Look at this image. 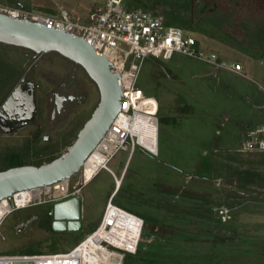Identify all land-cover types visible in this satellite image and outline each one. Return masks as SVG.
Returning <instances> with one entry per match:
<instances>
[{
  "label": "rangeland",
  "instance_id": "obj_1",
  "mask_svg": "<svg viewBox=\"0 0 264 264\" xmlns=\"http://www.w3.org/2000/svg\"><path fill=\"white\" fill-rule=\"evenodd\" d=\"M237 1L238 5L230 4L227 7L228 9H237L236 14H232L230 17L232 18L231 23L226 21L229 19L228 17L223 18L221 15L199 14L197 5L195 6V14L191 18L186 6L183 8L184 10L177 11L175 10L177 8H174L171 3L165 5L162 10L144 7L145 5H141L135 0H126L125 3L131 9L144 10L146 8L155 14L160 13L159 15H163L167 22L183 27L184 34L191 35L205 54H215L217 58L227 64L238 63L236 61H239L241 64L246 65L253 63V61L240 55L238 50L214 37V34L219 37V35L229 32L238 34L237 31L240 26L237 25L241 23L245 29H259L254 36L264 39V0H254V3L249 2V0ZM103 2L104 0H0V5L10 9H24L45 15H59L61 11H66L71 18L84 22L92 8L103 4ZM151 2L159 4L163 0H152ZM216 2L220 9H226L224 1L216 0ZM166 7L169 8V11H167ZM192 19L193 22L191 23ZM244 25H247V27ZM244 34H247V32ZM221 38L225 39L226 37L223 36ZM239 39L241 40L240 35ZM255 41V39L251 41L249 38L243 43L254 47ZM229 44L235 45V43ZM31 56L32 53L27 50L0 47V57L6 58L9 64L16 65L18 71H21L28 64ZM201 63L178 53H175L171 60L146 58L141 65L136 80V87L146 97L141 100L143 104L145 103L143 109L146 111L148 104H152L153 107L156 106L154 99L149 97V95L154 94L153 90L157 88V94H163V90L158 92V89L164 88V85L172 86V83L166 79L169 72H174L176 68H181L182 72L192 68L196 70L202 66ZM31 65L32 73L28 72L26 76H33L34 79L41 81L44 87L47 85L46 79L48 77L63 78L68 72L74 71L76 77L84 83L88 92L86 102L80 106V109H84L85 113L73 126L65 129L66 131L63 132L64 134L61 138L56 135V130H45L41 133L38 132L40 134L36 135L35 139L31 141L30 134L34 131L33 126L18 129L13 131L12 134L1 133L0 131V171L4 168L5 156L8 154H19L21 160L33 165H41L48 163L50 158H56L64 153L88 119L89 111L99 100L97 88L85 72L63 57L54 53L44 54L36 58ZM252 66L259 72L264 70V62L262 65L254 62ZM226 80H229V82L233 81L232 78H226ZM155 81H157L156 84ZM159 83L162 85L161 88L156 86ZM233 83L236 84L237 82L233 81ZM236 85L238 86V84ZM182 90L187 91V93H194L193 98L191 95L188 96L195 109V117L198 120L201 119V122L211 121L207 119V114H210L209 110L213 107L211 100L214 95L204 86L202 81L191 78V80L187 81V86L182 87ZM139 95L140 93L136 96L137 99ZM162 116H164L163 112H159L156 115L159 146L160 148H167L170 153L155 156L146 153L140 148H135L132 158L130 157L126 165L125 170L127 169V172L125 175L123 166L127 161V150H119L107 164L117 179L121 181L120 187L122 190L117 195V199L139 212L145 219H150L143 225L142 232L144 233L142 236H144V240L142 242L145 245L147 244L146 247L155 254H153L154 256L144 257L156 260L155 264H264V256L258 253L259 249L264 247V226H262V231H259L260 226L264 225L262 223L264 219V210L262 209L264 200L260 196L254 195L253 198L251 197V203L243 207L244 209L241 208L237 211L238 217L233 218L234 224L231 222L232 226L237 225L236 223H242V226L240 225L242 228L240 226V229L238 228L241 236L248 237V235L253 234L262 238V240L256 242L229 240V238L233 237L234 231H230L233 229L225 228L229 232L226 236L225 225L213 223L206 227V224L203 223L206 219L195 220L193 216L184 214L185 210L193 209V201L189 200L187 195L194 194L192 192L193 189L204 190V188L202 189L199 186L200 182H196L195 179L188 181V176L185 175L190 173L191 170L210 175L211 168L209 167L211 165H209L210 161L206 159L203 161L193 159L197 156L202 146L200 143H193L192 141L193 122H186L185 124L189 129L185 133L189 132L190 134L183 138L184 140L174 142V139L166 134L164 124L160 122ZM65 124L67 123H64L59 128L63 129L66 126ZM198 132L196 131V133ZM43 135H46L49 140H44ZM197 139L201 140L203 138L197 134L196 141ZM165 155L166 158H163ZM243 155V157L237 156L238 162L240 164L245 163L246 167H250L251 162H256L259 178L263 181L264 165L257 158L251 160L249 156L244 153ZM238 167L241 169L240 172H244L246 169L245 166L241 167L240 165ZM219 168L221 166L217 163L215 169ZM81 177L82 173L80 171L69 179V187L77 186L81 181ZM244 178H250L249 174L246 173ZM114 190V178L106 171H101L92 181L85 183L80 188L78 195L81 199L82 230L79 232H55L51 234L34 225L31 230L17 233L13 229L17 220H19L14 219L17 212L8 215L0 225V255H44L54 251L64 252L71 249L78 234L83 236L85 232L98 225L105 203ZM50 191L53 190L51 189ZM222 193L220 194V201L222 200L221 197H225L226 191L223 190ZM219 200L217 199L216 202H219ZM21 212L24 211L18 213ZM42 212L40 211L38 214L42 215ZM250 212L256 214L254 219H242L249 216L248 213ZM185 232L187 233L186 235H184ZM2 238L5 239L2 240ZM217 239L220 240L219 243ZM142 254H138L132 264H149V260H141L139 258ZM203 255H211L214 259H205L202 257Z\"/></svg>",
  "mask_w": 264,
  "mask_h": 264
},
{
  "label": "built area",
  "instance_id": "obj_2",
  "mask_svg": "<svg viewBox=\"0 0 264 264\" xmlns=\"http://www.w3.org/2000/svg\"><path fill=\"white\" fill-rule=\"evenodd\" d=\"M125 1L104 0L103 4L92 8L84 22L71 18L66 11H61L59 15H45L0 5V12L12 17L38 21L48 29L64 30L82 37L109 61L112 71L119 74L123 92L121 109L105 138L95 149L101 148L100 152L106 158L98 167L97 174L101 171L111 174L117 188L121 181L117 180L107 164L119 150H127L129 156L135 148H140L150 155L156 156L158 153L157 104L154 100L156 106L148 104L145 111L143 109L145 103L143 104L141 100L146 97L136 87L141 65L146 58L171 60L174 54L178 53L209 64L215 69L245 75L239 63L227 64L215 54H205L191 35H185L184 29L179 26L166 23L163 15L147 9L128 8ZM135 91L140 93L138 99L133 96ZM134 122L144 125L140 131L143 142H140L138 135L131 131ZM241 151L264 153V122L246 132ZM68 181L17 192L6 198L7 210L0 219V225L8 215L24 209L31 203L44 199L55 201L59 198H68L73 193L78 195L81 185L86 183L85 178L81 177L80 183L70 188ZM51 189L53 191H50ZM112 198L113 194L106 201L95 230L86 235L75 247L64 252L44 255H0V264H94L88 259L89 254H92L89 249L94 245L99 246L95 250L101 254L97 264H122L125 255L137 252L144 221L141 217L116 206ZM217 214L221 223L231 220V210L226 207L219 208ZM110 215L114 218L107 219ZM118 215L133 219H117Z\"/></svg>",
  "mask_w": 264,
  "mask_h": 264
},
{
  "label": "crops",
  "instance_id": "obj_3",
  "mask_svg": "<svg viewBox=\"0 0 264 264\" xmlns=\"http://www.w3.org/2000/svg\"><path fill=\"white\" fill-rule=\"evenodd\" d=\"M237 26H240V29L237 31L238 36H233V34L229 32L230 35L229 33H225L226 35L221 34L219 37H217L216 34H214V37L222 40L228 46L235 48L239 51L238 53L240 55L245 56L247 59L253 61V63L258 62L262 65L264 62V39H259L260 37L256 38L254 36L255 32H258L259 29H245L242 27L241 23ZM244 26L247 27V25ZM246 32L247 34H244ZM239 35L241 36V40L239 39ZM223 36L226 37L225 39L223 38L224 40L221 38ZM249 38L251 41H254V39L256 40L254 47L245 45L246 43H243ZM229 43H235V45L232 46ZM236 62L241 65L242 71L245 74L244 76H240L221 69H215L204 62H202V66L196 70L192 68L188 71L182 72L181 68H176L174 72L171 71L169 72L170 74L168 73L166 76V79L172 83V86L164 85V88L158 89V92L163 90V94H157L156 88L153 90L154 96L149 95V97L156 101L157 113H164V116L160 118V122L164 124L166 134L168 137H172L174 142L184 140L183 138H186L190 134L189 132L185 133V131L188 129L187 125L185 124L186 122H193L192 126L194 127V132H191L193 137L192 141L193 143L196 142L202 145L201 149H199V153H197V156H195L193 159L198 161H203L206 159L210 161L209 165L211 166L209 168L212 169L210 171V175H204V173L201 174L196 172V170H191L190 173L185 175L188 176V181L196 179L193 178L196 175L199 177H212L213 174H219V177L221 178L215 181L217 186L223 184L224 189L228 190V187H230L228 183L241 182L240 185H243L245 189L256 192L261 191V186L264 185V176L263 181H261L258 170L256 169V162H251L250 167H246L245 163L240 164L237 160V153H244L241 150L244 147L246 132L249 129L264 122V70L259 72L252 66L253 63L250 62H248L250 64L246 65L241 64L239 61ZM156 64L158 63L156 62ZM191 78L202 81L204 86H206L207 89L210 90L211 94L214 95V98L211 100L213 107L209 110L210 114H207V119L211 120L209 122H201V119L198 120L197 117H195V109L191 104L192 102L189 100V96L191 95L193 98L194 93H187V91L182 90V87L187 86V81L191 80ZM226 78H232L233 81L237 82L236 84H238V86L233 83V81H225ZM156 83L157 81H155V84ZM156 86L160 88L162 87L161 83L157 84ZM196 131L199 132L196 133ZM197 134L201 135L203 139H197L196 141ZM168 137L167 140L169 141ZM157 148V156L170 153L167 148H160L158 134ZM133 153L130 156H127V161L123 166L124 170L128 164V161L130 160V157L132 158ZM249 154L251 160L257 158L262 164L264 163V155H256L257 153ZM163 158H166V155ZM217 163L220 164L221 168L215 169ZM240 165L241 167L245 166L246 169L244 172H240L241 169L238 167ZM245 171L249 174L250 178H244V175L246 174ZM95 177H93V179ZM118 188L115 187V190L112 193L113 195ZM250 199L251 197L245 198L243 196H240V198L236 199H225L226 205L231 206L232 219L226 224L219 223V225H225L224 229L227 227L228 229H233L230 230L231 232L234 231V234L232 235L233 237L231 239L229 238V240L248 242L262 240L261 237L253 234L248 235V237L241 236L239 229L242 226V223H236L237 225H234L235 227L231 224V222L234 220L233 218L238 217L236 212L251 203ZM219 203H221L220 200ZM262 209L264 210V206ZM248 215L249 216L242 219H254V217H256V214H252L251 212L248 213ZM262 223H264V219L262 220ZM262 226L264 225L260 226V232L263 229ZM228 229H225L226 236L229 234L227 231ZM217 241L219 243L220 240L217 239ZM258 253L264 256V247H261Z\"/></svg>",
  "mask_w": 264,
  "mask_h": 264
},
{
  "label": "water",
  "instance_id": "obj_4",
  "mask_svg": "<svg viewBox=\"0 0 264 264\" xmlns=\"http://www.w3.org/2000/svg\"><path fill=\"white\" fill-rule=\"evenodd\" d=\"M0 45L31 52L33 55L29 64L41 55L57 54L80 67L99 94L90 117L64 153L41 165H21L0 171L1 202L17 192L49 187L79 173L120 112L123 92L120 76L112 71L109 61L75 34L48 29L38 21L0 12ZM34 107V84L21 81L13 89L4 108H14L19 115L25 112L30 115ZM49 215L54 232L82 230L81 199L76 193L68 198L56 199Z\"/></svg>",
  "mask_w": 264,
  "mask_h": 264
},
{
  "label": "flooded vegetation",
  "instance_id": "obj_5",
  "mask_svg": "<svg viewBox=\"0 0 264 264\" xmlns=\"http://www.w3.org/2000/svg\"><path fill=\"white\" fill-rule=\"evenodd\" d=\"M135 1L143 6L145 5L144 7L159 8L161 10L169 3H171L174 8H177L175 9L177 11H181L184 6H186L187 12L191 15V18H193L195 14V6L197 5L199 14L202 15L207 13L209 16L221 15L223 18L228 17L229 19L226 20L228 23L232 22V18L230 17L232 14L237 12V9H228L227 7L230 4L238 5L237 0H221V2L224 1L226 3V9L224 10L218 7L216 0H163V2H160L159 4H153V2H151L152 0H146L148 2L145 0ZM249 2L254 3V0H249ZM166 9L169 11V8L166 7ZM192 22L193 19L191 20V23ZM228 25L230 26V24ZM233 36H238V34H233ZM28 64L24 66L21 71H18L13 79L12 77H9L8 87L4 89V72L2 61L0 59V131L1 133L12 134L13 131H17L18 129L33 126L34 131L30 134L31 141L35 139L36 135H39L45 130H56V135L61 138L64 134L63 132L66 131L65 129L73 126V124L81 119L85 113L84 109H80V106L86 102L88 97V92L84 83L76 77L74 71H70L63 78L48 77L46 79L47 85L44 87L41 81L34 79L33 76H26V73H32V63ZM21 81L34 84L35 107L31 111L30 115L26 112L19 115L14 108H4L7 100L13 92V89ZM95 106L89 111L88 118ZM68 120L70 121L68 122ZM64 123H67L65 124L66 126L63 129H60L59 127ZM43 139L49 140L46 135H43ZM53 204L54 201L44 199L39 202L31 203L24 209L15 211V213H17L15 214L14 219L19 220H17L13 229L16 232L19 231L20 233L26 232L31 230L34 225L36 226V224L43 219H52L49 215V210ZM20 211L24 212L18 213ZM40 211H43L42 215L38 214Z\"/></svg>",
  "mask_w": 264,
  "mask_h": 264
},
{
  "label": "trees",
  "instance_id": "obj_6",
  "mask_svg": "<svg viewBox=\"0 0 264 264\" xmlns=\"http://www.w3.org/2000/svg\"><path fill=\"white\" fill-rule=\"evenodd\" d=\"M160 14V13H159ZM165 18V17H164ZM166 21V18H165ZM168 24H172L170 22H167ZM181 27V26H179ZM183 28V27H181ZM0 47H4L2 45H0ZM2 61V67H3V72H4V82H3V87L4 89H6L8 87L9 84V77H12V79L14 78V76L16 75V73L18 72V67L14 64H9L6 60V58H0ZM11 79V80H12ZM237 153V152H236ZM245 155L249 156V153H244ZM264 155V153H257L256 155ZM238 156H244L243 153H237ZM52 159H54L53 157L50 158L48 161H51ZM250 159V158H249ZM218 162V161H217ZM33 165L29 162L23 161L20 159L19 154H8L5 156V165H4V169L10 168V167H15V166H21V165ZM264 164V163H263ZM36 165H40V164H36ZM212 169V168H211ZM127 169L124 172V175L126 174ZM213 177V178H212ZM206 176V177H202V176H194V178H196V182H200L199 186H201V188L204 190H200V189H193L191 194L187 195L188 199L193 201V209H188L187 211H184V214L186 215H191L194 217V219H206L205 222H203L204 224H206V227H208L209 225L213 224V223H221L219 221V217L217 214V210L221 207H226L228 209L231 210V206L230 205H226V201L225 199L227 198H231V199H236V198H240V196L243 197H252L254 195H258L260 196L262 199L264 198V185L261 186V191H252V190H247L245 189L243 186H241V182H231L228 183V185L230 187H228V190L224 189V185L220 184L219 186L216 185V180L221 178L219 177V174H213V176ZM195 182V183H196ZM194 183V184H195ZM223 189L226 190V195L225 197H221V203L216 202L217 199L219 200L220 198V194H223ZM259 189V188H258ZM121 187L119 186L118 190L114 193L113 198H112V202L118 206L121 207L123 209H125L126 211L133 213L139 217H141L145 222L149 221L150 219H145L139 212H137L136 210H134L133 208L127 206L126 204H123L121 201H119L117 199V195L121 192ZM232 190V191H231ZM256 197V196H255ZM251 200V199H250ZM232 219V216H231ZM51 221L52 219H43L42 221L38 222L36 224V226L38 228H41L43 230H45L48 233H55L52 228H51ZM231 221V220H230ZM229 221V222H230ZM198 222V221H197ZM200 222V221H199ZM212 222V223H211ZM202 223V224H203ZM210 223V224H209ZM228 223V222H227ZM222 224H226V223H222ZM208 225V226H207ZM96 226H94L93 228H91L90 230H88L87 232H85V234L82 235H77L76 238L74 239V245L71 247H75L77 244H79L80 241H82V239L90 234L91 232H93L95 230ZM144 232L141 231V235H140V240H139V244L137 247V252L133 255L131 254H127L124 256L122 264H132L133 261H135V259L137 258L138 254L143 253L141 256H139V258L141 260L143 259H147L149 260L148 263L149 264H155L157 261L153 260V259H148L145 258L144 256H154L151 250L148 249V247H146V245L144 244V242H142L144 239L143 235ZM187 233L185 232L184 235H186ZM143 244V245H142ZM145 245V246H144ZM144 247V249H142ZM143 251V252H142ZM52 253H57V252H52ZM205 259H214V257H212L211 255L207 256V255H203L202 256Z\"/></svg>",
  "mask_w": 264,
  "mask_h": 264
},
{
  "label": "bare ground",
  "instance_id": "obj_7",
  "mask_svg": "<svg viewBox=\"0 0 264 264\" xmlns=\"http://www.w3.org/2000/svg\"><path fill=\"white\" fill-rule=\"evenodd\" d=\"M138 93H139L138 91H135L133 96L136 97ZM144 113H148V112H144ZM143 126H144L143 124L134 122V124H132V129H131L133 133L138 135L140 142H143L141 134H140L141 128ZM152 142L153 141H149V143H152ZM100 149L101 148L93 152V154L89 157V159L84 164L83 169L81 170L82 177L85 178L86 183L92 180V178L97 174L98 167L106 160V158L100 152ZM22 192H25V191H22ZM6 206H7V203L5 202V199H3L0 202V219L7 210ZM112 215L108 216L107 219L108 218L113 219L114 216ZM117 219H133V218L124 216V215H118ZM97 247L99 246L94 245V247H91V249H89L92 252V254H89L88 259H90L91 262H94V264H97L98 263L97 259L101 258V254L97 250H95ZM86 250H88V248H86ZM106 259H108V257Z\"/></svg>",
  "mask_w": 264,
  "mask_h": 264
}]
</instances>
